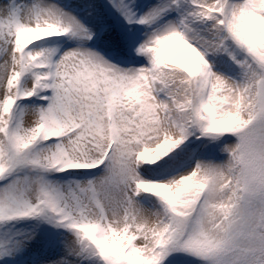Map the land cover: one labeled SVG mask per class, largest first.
Here are the masks:
<instances>
[{
	"label": "snow or ice",
	"instance_id": "snow-or-ice-1",
	"mask_svg": "<svg viewBox=\"0 0 264 264\" xmlns=\"http://www.w3.org/2000/svg\"><path fill=\"white\" fill-rule=\"evenodd\" d=\"M0 264H264V0H0Z\"/></svg>",
	"mask_w": 264,
	"mask_h": 264
}]
</instances>
